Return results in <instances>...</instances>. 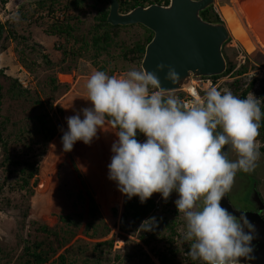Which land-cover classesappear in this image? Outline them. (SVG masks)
Returning a JSON list of instances; mask_svg holds the SVG:
<instances>
[{
  "label": "rangeland",
  "instance_id": "obj_1",
  "mask_svg": "<svg viewBox=\"0 0 264 264\" xmlns=\"http://www.w3.org/2000/svg\"><path fill=\"white\" fill-rule=\"evenodd\" d=\"M30 4L32 3L10 0L4 8L0 7V18L5 22L13 17L12 22L16 30L23 34L30 32L32 40L43 44L50 58L58 64L53 69H48L47 65L39 58L37 59L39 65L34 66L36 72L31 73L25 63L19 59L16 52V41L9 40L6 42L7 49L0 50V68H3L5 73L13 78H21L30 90V94L22 98V101H16L11 97V94L5 92L0 110V121L6 122L3 128V138L9 142V152L14 161L38 160L40 169L39 174L35 177V193L32 196H28L27 190L13 189L10 185H6L1 193V250L6 253V251L16 247L21 252L26 244L31 245L36 240L44 242L45 247L50 242L58 246L60 240L68 239L67 245L60 248L55 255H51L49 261L44 264H162L154 250L157 248L165 249L166 243L161 239V234H157L153 239L149 237L145 229L151 224V219L137 225L129 224L125 231L120 228L124 197L122 204H114L110 201L112 195L109 189L113 181L108 178L107 166L111 162L113 153L107 137L98 132L97 138H94L91 144L77 141L69 152L63 150L61 139L63 132L67 131L66 117L77 114L84 107L91 106L90 102L86 100V83L91 74L98 71L96 66H105L108 75L117 77L126 75L132 69H142L141 62L127 61L122 55L128 46L133 45L136 38H144V29H141L139 25L120 29L116 37L117 46L111 47L109 53H103L99 58H96V65L91 62L90 58H92L94 51L90 50L83 52L84 57L78 59L79 66L77 67V64L72 62L70 58L67 60L68 63L61 62L63 54L62 50L58 49V44L64 43L66 40L65 38L49 36L45 32V26H42L41 22H46L47 18L37 22L34 20L23 23L15 22L22 8ZM214 5L218 9L225 6L235 9L236 14L240 15L239 17L243 22H246V18L236 1L215 0ZM94 10L83 5V8L73 12L75 17L72 18V22L76 23L78 32L84 37V40L89 41L92 37V30L96 24ZM222 13L231 32L229 44L225 51L226 55L232 63H240L237 64V67L241 68L243 65L247 67L248 73L241 77L244 79L242 88L245 90L249 83L255 80L250 93L263 101L261 99L263 96L259 94V91L264 86V50L260 49L254 42L258 47L255 49L257 53L252 54L246 48V43L236 36L227 14L223 10ZM72 44L74 45L73 39L70 40L69 47L72 48ZM44 48L42 47V49ZM28 49L29 47L26 50ZM29 55L30 58L39 57L32 53ZM62 67H69L72 70L65 72L66 69L63 71ZM50 75H56L60 82L69 84L67 91L62 89L58 92L55 101L54 96L51 98L53 94L47 85ZM234 84L230 86V91L239 97L242 89L236 90ZM155 91L159 90L155 89ZM196 92L198 93L197 90ZM164 93L175 96L179 94L177 91ZM182 94L185 93L182 92ZM28 96L32 101L38 98L44 100L46 107L50 110V117L60 127L59 137H56L51 143L45 144L42 135L39 133L36 125V113ZM27 99L29 101H25ZM49 101L54 104L60 103L65 108L64 116L55 113L54 105L53 108H49ZM6 116H9V119L6 120ZM81 118H83L82 113ZM105 124L109 126L108 130L115 134L117 129L107 121ZM4 156L5 153L0 147V184L5 179L9 184H16L20 180L18 171L20 167L14 165L13 160L1 165ZM229 159L235 160V153L231 152ZM73 163L79 167L81 178L75 171ZM240 176L242 179L237 181ZM262 177H264L262 161L261 164L257 163L254 172L238 171L235 176V183L229 192L231 202L235 203L237 196H245V191L250 189L252 181L255 183L259 179L258 181L262 180L261 184L264 183ZM83 180L87 187H81ZM41 182L46 184L47 188L46 192L38 194V187ZM87 188L95 197L100 209V215L93 219L98 230V235L94 238L86 234L87 227L85 225L89 221L87 216L88 199L85 193ZM170 196L172 208H175L174 202L178 198V194L173 192ZM167 201L162 198L160 193L158 194L156 202L159 203L160 207L157 208L156 213L151 218H155L156 221L158 217L172 215L167 209L162 208V205L166 204ZM178 220L181 221L180 226H178L180 235L174 239L173 247L178 250L177 260L188 264L194 260L190 259L191 257L188 255V246L191 242H186L183 238L186 231V220L183 213H180ZM43 226H47V230H42ZM48 230H51V234ZM142 235L150 240L149 243L143 241ZM23 240H29V242L25 243ZM109 241H112L113 244L108 243ZM153 248L155 249L153 250ZM60 254H65L64 260L59 258ZM195 263L205 264L200 260H195Z\"/></svg>",
  "mask_w": 264,
  "mask_h": 264
},
{
  "label": "clouds",
  "instance_id": "obj_2",
  "mask_svg": "<svg viewBox=\"0 0 264 264\" xmlns=\"http://www.w3.org/2000/svg\"><path fill=\"white\" fill-rule=\"evenodd\" d=\"M165 69V79L177 82L179 74L173 66H156L157 71ZM238 69L224 75L227 68L218 80L202 77L216 87L204 89L203 96L194 92L191 103L181 100L187 95L185 88L177 90L185 93L182 97L165 95L157 71L132 69L117 77L98 70L86 83L91 106L66 117L67 131L61 138L63 150L69 152L77 141L91 144L110 122L118 139L111 146L108 178L128 199L138 196L141 203L154 193L167 201L176 192L175 206L186 220L183 238L191 242L188 255L205 264L255 259V226L243 212L237 217L221 206L237 172H254L259 149L264 148L259 133L264 101L250 93L254 86L243 99L239 98L243 89L239 97L230 91L236 79L247 74L233 75ZM138 132L146 137L143 142L137 139ZM230 152L235 160L229 159ZM150 221L146 231L152 230L155 218Z\"/></svg>",
  "mask_w": 264,
  "mask_h": 264
},
{
  "label": "trees",
  "instance_id": "obj_3",
  "mask_svg": "<svg viewBox=\"0 0 264 264\" xmlns=\"http://www.w3.org/2000/svg\"><path fill=\"white\" fill-rule=\"evenodd\" d=\"M10 0H0V7L4 8ZM106 0H40L36 1L26 7H23L20 11L17 19L15 22H37L39 20H43L47 18L46 22H41L42 26H45V32L49 36H56L58 38H65V42L58 44L60 51L62 50L63 63H68V59L75 62L78 65V59L84 57L83 52L85 51H94L92 55L91 62L95 65L97 64L96 58H99L100 55L103 53H109L111 47L117 46L116 37L118 36L119 30L124 28V26L120 25H112L107 22V15H108V6L106 5ZM147 3H169V0H133L131 4L126 5L122 8V10H129L134 8L136 5H146ZM98 4L101 7H98ZM127 4V3H126ZM61 5V6H60ZM83 5H87L90 8H94L97 10V18L96 24L94 25V29L92 30V37L90 40H84L76 26L75 22H72V18H74V11H78L80 7ZM203 15V12H202ZM203 16H206L204 13ZM13 18V17H12ZM12 18H9L7 21L3 22L0 18V50L7 49V43L9 40H13L17 42L16 52L19 55L20 61L25 63L26 67L28 68L29 72H36L35 65L38 64L37 59H42V61L47 65L48 69H53L56 67V64L51 58L49 53L44 48L43 44L38 42H34L31 38L30 32L29 34L19 33L13 22ZM205 18V17H204ZM218 21H221L220 18L217 16ZM141 29H144V38H136L134 40L133 45L128 46L126 50L123 52V58L127 61L138 62L140 63L145 54L146 45L150 42L153 37V32L148 28L144 27L143 25H139ZM131 28L134 26H130ZM73 39L74 45L72 44V48L69 47L70 40ZM68 45V47H67ZM27 47H29L28 50ZM42 47L44 49H42ZM30 53L39 56L36 58H30ZM238 63H231V67L227 70L224 75H227L233 71V69H237ZM69 66V64H68ZM98 70L106 72L105 66H96ZM66 69V71H65ZM62 70L68 72L72 70L69 67H62ZM247 71V67L243 66L240 69L236 70L233 75H241ZM221 76H214V80H218ZM207 79V78H203ZM243 78H238L234 82V88L243 89ZM255 80L251 81L250 86L247 89H243L242 94L239 98L243 99L246 98L249 92L254 85ZM47 85L50 88V92L53 94L51 98L54 96V101L58 95V92L67 91L69 88L68 83H62L59 81L56 75H50L49 79L47 80ZM5 92L11 94V97L16 101H22V98L27 97L30 94V90L26 85H24L19 78H13L10 75L5 73L3 68H0V110L1 104L4 97ZM261 95L264 97V86L261 88ZM30 99V96H28ZM29 99L25 101H29ZM31 100V99H30ZM32 101V100H31ZM51 101V100H50ZM49 101V108L55 109L56 114H60L64 116L65 108L59 103L54 104L50 103ZM264 101V98H263ZM33 105L32 108L35 111L36 115L35 118L37 120V126L39 129V133L42 135L44 139V143L48 144L51 143L56 137H59L60 127L53 122V119L50 117V110L46 107L45 101L38 98L32 101ZM261 110L264 112V102L261 103ZM9 119V116H6V120ZM110 123V122H109ZM261 127L259 129L260 135L264 138V118L260 121ZM6 122L0 121V147L1 150L5 153L3 158V163L11 162L13 159L11 158V154L9 152V142L4 140L3 136V128L5 127ZM106 124H104L103 129H99L98 132L101 133L103 136L107 137L110 147L112 146L113 142L118 139L116 135L108 130ZM25 131V130H24ZM137 139L140 142H143L146 137L138 132ZM39 142V141H37ZM49 146V145H48ZM46 146V147H48ZM107 160V158H106ZM38 160L31 161L29 159L24 160H13L14 165H19V175L20 180L16 184H9L7 183V179L3 180L0 184V196L1 193L4 191L6 185H10L13 189L18 188L19 190H27L28 196H32L35 193V177L39 174L40 169L38 165ZM74 169L81 178V173L79 167L74 164ZM44 176V175H42ZM255 176V175H254ZM34 180V181H33ZM38 185V183H37ZM46 184L41 182L38 187V194H42L46 192ZM45 186V187H44ZM86 186L85 181H81V187L84 188ZM87 187V186H86ZM111 193V200L112 203L122 204V199L124 197V210H123V217L120 222V228L122 230H127L129 224L137 225L141 222L146 221L147 219H151L153 215L156 213V210L159 206V203L156 202V198L159 193H154L151 198H149L146 202L141 203L138 196H134L131 199H128L126 195L122 194L117 187L115 181L110 187ZM86 197L88 199V208H87V216L89 221L85 225L87 227L86 234L87 236L94 238L98 235L97 227L94 224L93 219L100 215L99 205L91 193V191L87 188L85 191ZM171 196L168 198L166 204L162 205V208L165 210L167 209L171 212L172 215H166L163 217H158L152 226V230L146 231L151 239L155 238L157 234H161V239L166 243L165 249H155V254L162 262V264H184L182 261L177 260V253L175 247H173V242L176 237H179L180 232L178 233V226H180L181 221L178 220V216L180 213L177 211L176 206L172 208L171 205ZM70 220V217H68ZM135 227V226H134ZM47 230V226H43L42 230ZM49 234H51V230ZM142 239L145 243H149V239L142 235ZM25 243H28L29 240H23ZM68 239L60 240L58 246H55V243H48L47 248L44 245V242L35 241L32 242L31 245L26 244L23 247L21 252L18 249L12 248L6 253L1 250L0 248V264H44L47 263L50 259L51 255H55L60 248H63L67 245ZM107 243V242H106ZM108 243H112L109 241ZM190 246V245H189ZM188 246V247H189ZM68 250V249H67ZM59 258L64 260L65 254H60ZM190 258V257H189ZM191 259V258H190ZM15 262V263H13ZM100 264V263H96ZM188 264H196L195 261L189 262Z\"/></svg>",
  "mask_w": 264,
  "mask_h": 264
},
{
  "label": "water",
  "instance_id": "obj_4",
  "mask_svg": "<svg viewBox=\"0 0 264 264\" xmlns=\"http://www.w3.org/2000/svg\"><path fill=\"white\" fill-rule=\"evenodd\" d=\"M21 1L33 3L40 0ZM107 1L110 3L108 23L123 26L141 24L153 32L145 48L142 69L157 71L156 66L163 63L173 66L179 74L178 81L173 83L165 79L167 69L157 71L164 92L189 88L193 78L217 76L226 72L228 67L223 47L230 38L229 30L224 22H212L202 15L215 0H169L167 5H140L128 12L120 11L118 0ZM256 3L258 6L247 7L251 12L247 9V14L264 43V0H257ZM241 179L240 176L237 181ZM245 193V208H237L231 202L229 192L222 198L221 206L237 217L243 212L255 226L252 241L255 259L249 262L242 257L241 264H264V218L261 215L264 203L256 182L252 181Z\"/></svg>",
  "mask_w": 264,
  "mask_h": 264
},
{
  "label": "bare ground",
  "instance_id": "obj_5",
  "mask_svg": "<svg viewBox=\"0 0 264 264\" xmlns=\"http://www.w3.org/2000/svg\"><path fill=\"white\" fill-rule=\"evenodd\" d=\"M236 1V3H239L241 2V4L239 5V8H240V11L243 13V15L245 16L246 18V22H243L242 19L236 14V10L231 8V7H228V6H225V7H222V10L225 14H227L228 18H229V21L232 25V28L233 30L235 31V34L236 36L244 41L246 43V48L252 53V54H256L257 51L255 50L258 46L259 48L263 50L264 48V43H262V40L260 38V36L258 35L257 33V30L256 28H254V26L252 25L251 23V20H250V16L248 17V14H247V9L249 10L250 12V9L251 7H254V6H258V4L256 3L257 0H234ZM252 5V6H251ZM234 6V5H233ZM244 6V7H243ZM251 6V7H250ZM249 7V8H247ZM251 13V12H250ZM244 20V19H243ZM264 21V17L262 19ZM226 24V23H225ZM227 26V24H226ZM228 28V27H227ZM255 38V41H253V38ZM228 42V41H227ZM254 42L256 44H254ZM195 86L192 85L190 86L189 88H185V90H189V91H192V92H196L195 90ZM198 91V90H197ZM199 93V92H198Z\"/></svg>",
  "mask_w": 264,
  "mask_h": 264
},
{
  "label": "flooded vegetation",
  "instance_id": "obj_6",
  "mask_svg": "<svg viewBox=\"0 0 264 264\" xmlns=\"http://www.w3.org/2000/svg\"><path fill=\"white\" fill-rule=\"evenodd\" d=\"M107 1V0H106ZM119 1V3H120V11L121 12H128L129 10H131V9H129V10H122V8L124 7V6H126V5H129V4H131V2L133 1V0H118ZM127 3V4H126ZM150 4H153V3H147L146 5H142V6H147V5H150ZM160 4V3H159ZM161 4H164V5H167L166 3H161ZM106 5L108 6L107 8H108V10L110 11V3L107 1V3H106ZM214 5V4H213ZM211 6V7H209L208 9H206V10H204L203 11V15H204V13H206V16H204L205 17V19H207V20H209V21H212V22H224V23H226V21H225V18H223V13H222V7L220 8V9H218V8H215V5L214 6ZM137 6H140V5H136V6H134V8L135 7H137ZM98 7H101V5H99L98 4ZM81 8H83V6L82 7H80V9ZM102 8V7H101ZM92 9L94 10V8L92 7ZM133 9V8H132ZM94 12H95V14H94V19H96L97 17V10L95 11L94 10ZM108 14H109V12H108ZM217 16L220 18V20L221 21H218V19H217ZM107 18H108V15H107ZM135 25H141V24H132V25H125L124 26V28H121V29H126V28H131L130 26H135ZM120 26H123V25H120ZM228 42H226L225 43V45H224V47H223V51H224V54H225V56H226V61H227V67H228V69L232 66L231 65V63H232V61H231V59H229V57H228V55H226V48L228 47ZM246 73H248V72H246ZM245 73V74H246ZM199 79V81H201V84L203 83V82H207L208 81V79H203L202 77H200V78H198ZM196 81V80H195ZM195 81H194V83H195ZM198 81V80H197ZM213 83V82H212ZM230 86V85H229ZM209 87H216V85L214 84V85H211V86H209ZM199 93H200V95L201 96H203V94H204V92H202L201 90H199L198 91ZM179 94H177L176 96L177 97H182L183 96V94H182V92H178ZM259 151H260V159L257 161V163L259 162V164H261V161H262V164H263V166H264V148H263V150H261V149H259ZM231 153V152H230ZM262 179H264V177H262ZM259 180V179H258ZM258 180H256V187H257V190H258V192H259V194H260V197H261V200H262V202L264 203V183H262L261 184V181L262 180H260V181H258ZM260 184H261V186H260ZM244 195H241V196H237L236 197V201H235V206L237 207V208H240V209H242V208H245L246 207V203L244 202ZM261 215H262V217L264 218V209L262 210V212H261Z\"/></svg>",
  "mask_w": 264,
  "mask_h": 264
},
{
  "label": "built area",
  "instance_id": "obj_7",
  "mask_svg": "<svg viewBox=\"0 0 264 264\" xmlns=\"http://www.w3.org/2000/svg\"><path fill=\"white\" fill-rule=\"evenodd\" d=\"M197 80H196L197 84L195 85V87L201 91H204V89L209 88V85L212 84V82L209 80L207 82H203L202 84H201V81H199V79ZM193 99L194 97L192 93L189 91H187V95L181 98V100L184 101L185 103H191Z\"/></svg>",
  "mask_w": 264,
  "mask_h": 264
}]
</instances>
